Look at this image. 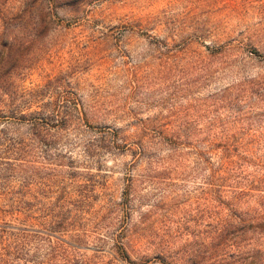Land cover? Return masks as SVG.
I'll return each instance as SVG.
<instances>
[{
  "label": "rangeland",
  "instance_id": "374dc122",
  "mask_svg": "<svg viewBox=\"0 0 264 264\" xmlns=\"http://www.w3.org/2000/svg\"><path fill=\"white\" fill-rule=\"evenodd\" d=\"M8 246L264 264V0H0Z\"/></svg>",
  "mask_w": 264,
  "mask_h": 264
},
{
  "label": "trees",
  "instance_id": "16d2710c",
  "mask_svg": "<svg viewBox=\"0 0 264 264\" xmlns=\"http://www.w3.org/2000/svg\"><path fill=\"white\" fill-rule=\"evenodd\" d=\"M18 243V242H17ZM8 250H6V252L5 253H3L2 255H1V257H0V264H8L9 263V258L11 257V256H13L14 255V253L12 252V251H10V249H12V247L11 246H8ZM16 248H15V246H14V250H15ZM17 252H21L20 251V249H19V247H18V249H17ZM15 255H18L17 253H15ZM19 256H21V254L20 255H18V260L19 261H22L23 260V258L22 257H19ZM68 259H67V256H66V258H65V261H67ZM23 264H35V263H33L32 261H30V260H24V263ZM67 264H78V262H75V263H72L71 261H68V263Z\"/></svg>",
  "mask_w": 264,
  "mask_h": 264
}]
</instances>
